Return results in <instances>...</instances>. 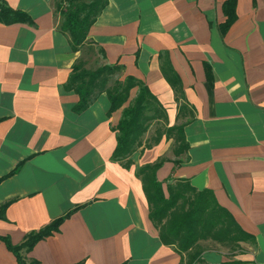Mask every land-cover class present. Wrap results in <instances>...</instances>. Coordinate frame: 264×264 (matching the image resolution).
<instances>
[{
  "label": "crops",
  "instance_id": "1",
  "mask_svg": "<svg viewBox=\"0 0 264 264\" xmlns=\"http://www.w3.org/2000/svg\"><path fill=\"white\" fill-rule=\"evenodd\" d=\"M32 24L0 23V236L11 245L74 210L57 232L19 254L26 264H179L148 218L139 168L156 171L165 197L171 180L210 190L244 233L243 253L204 251L209 264H264V0H107L88 39L102 63L122 67L149 89L167 127L183 126L188 148L173 139L112 159L105 94L84 112L64 85L80 53L58 30L57 0H3ZM232 19L225 30L224 24ZM168 62L183 99L161 72ZM136 89L131 90L130 99ZM181 104L186 105L178 112ZM174 144V143H173ZM175 148V146H174ZM175 161H179L175 165ZM242 243V244H241ZM0 264H20L0 241Z\"/></svg>",
  "mask_w": 264,
  "mask_h": 264
},
{
  "label": "trees",
  "instance_id": "2",
  "mask_svg": "<svg viewBox=\"0 0 264 264\" xmlns=\"http://www.w3.org/2000/svg\"><path fill=\"white\" fill-rule=\"evenodd\" d=\"M233 2L234 0H228L226 5L230 6ZM106 6L107 0H57L55 4V12L61 17L59 32L67 38L71 51L81 55L71 66L64 85L66 91H72L78 96L73 112H84L101 94L106 95L109 103L108 116L121 110L118 123L111 128L116 136L112 159L124 168L132 164L133 154L143 153L144 150L158 145L163 138L166 141L173 139L174 152L179 155L188 148L183 126L167 127L164 108L145 84L131 76L121 80L122 67L102 63L103 51L88 39L89 29ZM232 21L229 17L224 24L225 30ZM0 23L32 24V20L25 12L14 10L0 0ZM87 45L93 46L95 56L101 61V66L96 69L86 68L82 59L83 49ZM161 72L172 87L176 101L183 99L179 78L164 60L161 61ZM133 89H136V94L130 99ZM185 106H179V114ZM152 123L157 126L153 134L145 138ZM163 161L158 159L153 164L139 168L136 176L141 181L147 201L149 221L157 230L160 242L172 248L180 257L179 264H209L203 258V253L207 250L203 242L206 241L221 244L230 248L229 250L238 247L237 243L245 240L242 237L244 233L231 214L217 203L210 190H196L187 180L169 179L171 182L167 185L168 196H164L162 183L155 176ZM178 162L175 161V165ZM21 165L22 162L9 174L0 177V183L4 178L15 174ZM8 204L9 202L2 204L0 212H3ZM73 211L66 212L38 231L28 233L20 245H11L7 237L0 236V241L6 244L18 263L26 264L19 251H29L36 242L57 232L61 223ZM219 264L239 263L227 261Z\"/></svg>",
  "mask_w": 264,
  "mask_h": 264
},
{
  "label": "rangeland",
  "instance_id": "3",
  "mask_svg": "<svg viewBox=\"0 0 264 264\" xmlns=\"http://www.w3.org/2000/svg\"><path fill=\"white\" fill-rule=\"evenodd\" d=\"M61 23V17H60V21L58 23V26L59 24ZM82 59L85 61L86 63V68L88 69H96L98 67L101 66V61L100 59L95 56L94 52H93V46H85L84 49H83V52H82ZM156 124L155 123H152L148 133L145 135V138L152 135L153 134V131L154 129L156 128ZM174 144L173 142L170 143L169 145V150L171 151H174ZM242 242H245L244 240ZM205 244V248H207V250L205 251H208V250H215L216 252H221V253H224L225 256L227 257H231V254H233L234 256L237 255V254H241L243 253L244 251V248L242 247V245H240V242L237 243L238 247H234L232 250H229L230 248L226 247V246H223L221 244H218V243H213L211 241H206V242H203V245ZM242 244V243H241ZM202 245V243H201Z\"/></svg>",
  "mask_w": 264,
  "mask_h": 264
}]
</instances>
